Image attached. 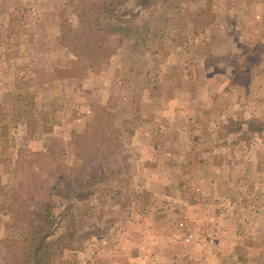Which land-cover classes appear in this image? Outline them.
Segmentation results:
<instances>
[{
    "label": "rangeland",
    "instance_id": "obj_1",
    "mask_svg": "<svg viewBox=\"0 0 264 264\" xmlns=\"http://www.w3.org/2000/svg\"><path fill=\"white\" fill-rule=\"evenodd\" d=\"M38 263L264 264V0H0V264Z\"/></svg>",
    "mask_w": 264,
    "mask_h": 264
},
{
    "label": "trees",
    "instance_id": "obj_2",
    "mask_svg": "<svg viewBox=\"0 0 264 264\" xmlns=\"http://www.w3.org/2000/svg\"><path fill=\"white\" fill-rule=\"evenodd\" d=\"M49 215V214H48ZM47 215V217L45 218V221L42 223V225L46 224V222L48 221L49 216ZM39 264V263H38Z\"/></svg>",
    "mask_w": 264,
    "mask_h": 264
}]
</instances>
